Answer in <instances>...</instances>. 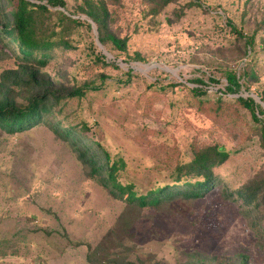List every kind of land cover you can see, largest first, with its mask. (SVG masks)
<instances>
[{
	"label": "rangeland",
	"instance_id": "1",
	"mask_svg": "<svg viewBox=\"0 0 264 264\" xmlns=\"http://www.w3.org/2000/svg\"><path fill=\"white\" fill-rule=\"evenodd\" d=\"M65 2L72 10L79 0ZM199 2L175 0L153 17L143 0H123L113 27L130 37L129 53L139 52L144 61L99 44L95 24L79 15L82 23L68 33L73 48L56 49L42 70L64 85L101 86L68 100L61 118L65 125L85 123L86 136L100 141L111 159L125 161L119 179L133 180L140 189L171 181L174 164L188 160L193 144L217 143L230 152L218 169L223 183L202 198L144 207L134 217L126 241L135 245V264L147 263L148 254L177 264L188 261L191 251L207 263L243 253L249 264H264V202L246 214L240 201L222 194L264 179L260 124L236 100L251 97L264 110V0ZM231 25L254 36L246 52ZM3 49L0 44V74L19 64ZM99 53L118 67L96 63ZM226 69L242 76L233 93L225 90ZM101 74L107 75L103 81ZM196 86L209 99L204 111L189 91ZM218 98L220 110L214 108ZM255 112L264 123V113ZM123 208L124 201L89 178L70 144L46 125L20 134L0 130V264H90L87 245L94 248L123 221Z\"/></svg>",
	"mask_w": 264,
	"mask_h": 264
},
{
	"label": "trees",
	"instance_id": "2",
	"mask_svg": "<svg viewBox=\"0 0 264 264\" xmlns=\"http://www.w3.org/2000/svg\"><path fill=\"white\" fill-rule=\"evenodd\" d=\"M174 1L143 0L146 14L153 17ZM193 2L201 5L199 0ZM123 4V0H79L71 10L65 0H0V44L6 55L10 57L13 54L19 61L17 67L5 69L0 74V130L8 135L20 134L46 125L57 137L70 144L89 178L102 185L113 198L124 201L123 221L118 219L94 248L87 245L86 259L90 264H135L130 257L135 245L130 246L126 241V232L134 217L136 219L144 207L162 208L175 199L194 201L202 198L217 184L223 183L218 169L230 156L225 146L217 143L193 144L185 153L188 160L174 164L171 181L155 183L144 190L137 187L133 180L119 179L118 174L125 167V161L122 158L111 159L100 141L86 136L84 131L89 128L85 123L80 126L65 125V119L61 118V107L68 100L82 98L88 91L98 90L101 86L91 82L80 85L57 83L42 68L53 58L56 49L73 48L68 33L82 23L79 15H85L95 24L99 44L124 53L129 60L144 61L139 52L129 53L130 37L121 36L113 27L119 13L124 11ZM56 7L60 9H50ZM116 7H119V11H116ZM87 25L90 26V23ZM231 27L237 38L244 39L246 52L247 47L253 45L254 36H246L233 25ZM95 61L103 66L118 67L113 61H107L103 53L96 55ZM223 73L226 92L233 93L240 89L241 75L233 69H226ZM127 76L125 81H129L130 74ZM100 78L103 81L107 75L101 74ZM209 80L214 81V78L210 77ZM195 81L205 83L202 78ZM189 91L197 97L198 109L204 111L203 105L209 102L204 97L206 91L200 86L191 87ZM259 96L264 103V97ZM236 100L239 105L249 109L253 119L259 122L258 132L264 148V123L255 112L263 114V108L251 97H238ZM222 102L218 98L214 108L220 110ZM222 194L228 199L240 201L246 214L254 213L264 202V179H253L231 191L222 190ZM253 219L257 224L262 222L261 217L260 221H257V217ZM261 229L264 232V228ZM187 256L188 261L177 264H249V256L243 253L231 260L212 259L209 263L197 251H191ZM145 264L168 263L148 254Z\"/></svg>",
	"mask_w": 264,
	"mask_h": 264
}]
</instances>
